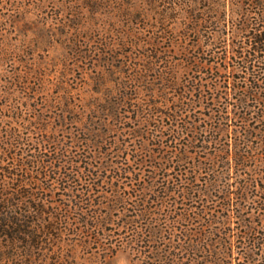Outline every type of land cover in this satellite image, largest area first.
I'll return each instance as SVG.
<instances>
[{
    "label": "trees",
    "instance_id": "obj_1",
    "mask_svg": "<svg viewBox=\"0 0 264 264\" xmlns=\"http://www.w3.org/2000/svg\"><path fill=\"white\" fill-rule=\"evenodd\" d=\"M153 3L166 26L152 58L129 67L125 91L77 99L66 90L53 100L48 75L33 71L32 98L47 95L43 103L57 110L35 118L46 138H26L16 126L0 136V264H58L64 257L56 244L70 223H122L121 234L95 244L108 245V254L129 248L147 264H197L183 258L194 257L201 241L209 263L234 264L225 260L237 237L245 244L239 264L264 258V0ZM185 8L184 24L171 17ZM175 51L210 77L181 79ZM236 55L241 65L224 67ZM129 104L141 123L157 121L156 150L123 121L132 118L122 111ZM101 227L73 234L101 236Z\"/></svg>",
    "mask_w": 264,
    "mask_h": 264
},
{
    "label": "rangeland",
    "instance_id": "obj_2",
    "mask_svg": "<svg viewBox=\"0 0 264 264\" xmlns=\"http://www.w3.org/2000/svg\"><path fill=\"white\" fill-rule=\"evenodd\" d=\"M170 13L171 17L180 18L178 23L182 24L190 14L187 8L172 10ZM161 16V8L153 0H0V136L16 126L20 127L26 138L29 134L34 140L47 137L39 129V124H35V118L41 112L51 116L57 108L50 107L51 102L43 103V97L47 95L32 98L35 69L48 75L46 91L53 100L66 90L74 91L77 99L112 98L116 93L114 91H125L122 82L131 77L132 72H127L129 67L142 66L154 55L151 50L157 44L155 42L164 24ZM208 31L204 24L202 33L207 34ZM217 45L223 48L224 42L219 41ZM214 49H218L215 44ZM199 57L204 64L210 60L205 55ZM171 58L173 61L179 60L181 79L191 76L210 77L206 72H198L197 67L187 68L184 61H181L185 60L181 52H172ZM238 63L241 65L236 55L223 65L237 66ZM55 78L65 81L67 86L52 85ZM149 94L147 90L141 91L140 96L147 99ZM202 109L205 110L204 106ZM127 110L132 118L124 117L123 121L128 128L137 130V142L146 143L156 150L157 121L141 123V117L139 119L134 114V106L129 104L122 109L124 112ZM55 199L61 200L62 196L57 194ZM181 223L192 222L181 220ZM70 224L71 230L64 234L65 242L59 244L57 241L56 244L58 249L63 250L60 251V257H64L58 264H147V261L137 259L129 248H120L108 254V245L102 247L95 244L99 239L105 243L112 241L118 233L121 234L116 227L122 223ZM98 224L104 229L101 236L88 232L73 234L75 227ZM52 235H56L55 232ZM201 242L194 243L195 249L200 251H195L194 257L185 255L184 261L190 257L196 258L197 264H212L208 262L211 257L207 255L210 253L204 252L205 245ZM72 243L75 245L72 246ZM232 244L234 257L225 262L245 263L246 260L237 252L244 248L243 241L237 237ZM225 245L222 243L214 246L222 249ZM206 248L212 249V246ZM255 263L263 264L264 258H259Z\"/></svg>",
    "mask_w": 264,
    "mask_h": 264
}]
</instances>
